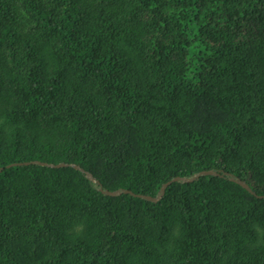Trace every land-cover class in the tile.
Here are the masks:
<instances>
[{
  "label": "trees",
  "instance_id": "1",
  "mask_svg": "<svg viewBox=\"0 0 264 264\" xmlns=\"http://www.w3.org/2000/svg\"><path fill=\"white\" fill-rule=\"evenodd\" d=\"M0 167V264H264V0H0Z\"/></svg>",
  "mask_w": 264,
  "mask_h": 264
},
{
  "label": "water",
  "instance_id": "2",
  "mask_svg": "<svg viewBox=\"0 0 264 264\" xmlns=\"http://www.w3.org/2000/svg\"><path fill=\"white\" fill-rule=\"evenodd\" d=\"M31 164H38V165H42V166H46V167H52V168H66V167L71 166V167H73L79 171L86 173L81 167H79L77 165H70V164H66V163H61V164L55 165V164L42 163L39 161H28V162L14 163V164L9 165L7 168L19 167V166H28ZM3 170H4V168L0 167V172H2ZM86 175L92 183H94L97 187H99V191L106 196L119 197V196H122L123 194H130L132 196L139 197V198H142L144 200H147V201H150L153 203L160 202L164 198L168 187H170L172 184H174V183H193L194 181L199 180L203 176H214V177H220V178H229L230 181L239 184L244 189H246L248 192L255 194L254 191L252 190V188L250 187V185L248 183H246L245 181H242L241 179L234 177V175L231 173L222 172V171H214V170L202 171L199 174H197L193 177H190V178L175 177L162 186L160 193L156 197H152V196H148V195L135 194L132 191L124 190V189H119L116 191L105 190L103 188L101 182L99 180H97L93 176V174L86 173ZM259 198H264V196H260Z\"/></svg>",
  "mask_w": 264,
  "mask_h": 264
}]
</instances>
